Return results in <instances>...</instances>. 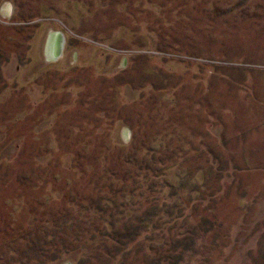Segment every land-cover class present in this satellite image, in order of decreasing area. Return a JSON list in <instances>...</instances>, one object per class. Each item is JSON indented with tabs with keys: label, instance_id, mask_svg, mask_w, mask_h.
Masks as SVG:
<instances>
[{
	"label": "rangeland",
	"instance_id": "rangeland-1",
	"mask_svg": "<svg viewBox=\"0 0 264 264\" xmlns=\"http://www.w3.org/2000/svg\"><path fill=\"white\" fill-rule=\"evenodd\" d=\"M263 147L264 0H0V264H264Z\"/></svg>",
	"mask_w": 264,
	"mask_h": 264
},
{
	"label": "trees",
	"instance_id": "trees-1",
	"mask_svg": "<svg viewBox=\"0 0 264 264\" xmlns=\"http://www.w3.org/2000/svg\"><path fill=\"white\" fill-rule=\"evenodd\" d=\"M165 212V211H164ZM146 216H143V219L140 221H143L141 224L138 225H126V228L128 229L127 233H121L119 235V231L115 232L114 237L112 238L113 245L112 247L108 249L111 253H123L124 256H126L129 253V248L137 241L141 236L143 237L145 234L153 231V229L161 228L160 226H154L151 222L150 218H154L158 215V212L154 211L152 215L145 214ZM178 217H181V215H177ZM145 222V223H144ZM132 223V222H131ZM154 226V227H153ZM125 228V227H124ZM151 249V247H149ZM126 253V254H125ZM160 254V253H159ZM116 255V254H115ZM152 255L150 254V250L147 253H144V258H141L145 260L146 262L143 264H167L163 257L161 255ZM143 257V256H142ZM177 258V257H176ZM164 261V262H162ZM104 263V262H103Z\"/></svg>",
	"mask_w": 264,
	"mask_h": 264
},
{
	"label": "bare ground",
	"instance_id": "bare-ground-1",
	"mask_svg": "<svg viewBox=\"0 0 264 264\" xmlns=\"http://www.w3.org/2000/svg\"><path fill=\"white\" fill-rule=\"evenodd\" d=\"M52 40H53V42H51V39L49 40V43L51 44V47L49 49H51V48L52 49L50 51L49 50L47 51V55H48V57L55 59L61 53V49L63 47L62 45L64 44V36L62 35L61 32L55 31L53 33V39Z\"/></svg>",
	"mask_w": 264,
	"mask_h": 264
},
{
	"label": "crops",
	"instance_id": "crops-1",
	"mask_svg": "<svg viewBox=\"0 0 264 264\" xmlns=\"http://www.w3.org/2000/svg\"><path fill=\"white\" fill-rule=\"evenodd\" d=\"M51 34H52V35H50L51 37H49V38L51 39V42H53V40H52V39H53V33H51ZM50 39H49V40H50ZM49 40L47 41L48 43H47V46H46V47H47V48H46L47 51H48V50L50 51V50L52 49V48L49 49V48L51 47V44L49 43ZM121 125L126 126L125 124H121ZM263 148H264V147H263ZM261 156H262V155H261ZM263 157H264V156H263ZM263 213H264V207H263V209L261 210V213H259V214L261 215V214H263Z\"/></svg>",
	"mask_w": 264,
	"mask_h": 264
},
{
	"label": "clouds",
	"instance_id": "clouds-1",
	"mask_svg": "<svg viewBox=\"0 0 264 264\" xmlns=\"http://www.w3.org/2000/svg\"><path fill=\"white\" fill-rule=\"evenodd\" d=\"M130 135H131V133L129 132V133H128V136L130 137Z\"/></svg>",
	"mask_w": 264,
	"mask_h": 264
}]
</instances>
